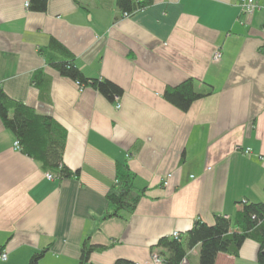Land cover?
<instances>
[{
	"label": "crops",
	"instance_id": "0c3cea01",
	"mask_svg": "<svg viewBox=\"0 0 264 264\" xmlns=\"http://www.w3.org/2000/svg\"><path fill=\"white\" fill-rule=\"evenodd\" d=\"M26 1L0 0V86L64 126L62 162L78 173L48 179L0 117V264H27L45 247L38 264H78L88 238L109 245L89 264H152L154 253L165 264L158 239L264 199V0L251 14L238 0H150L129 16L115 0H47L44 11ZM50 38L86 76L118 84L120 106L46 64L38 48ZM189 78L212 91L184 111L163 92ZM118 161L146 189L131 214L105 217ZM239 249L215 264H257L255 239ZM186 252L184 264H199V244Z\"/></svg>",
	"mask_w": 264,
	"mask_h": 264
},
{
	"label": "trees",
	"instance_id": "16d2710c",
	"mask_svg": "<svg viewBox=\"0 0 264 264\" xmlns=\"http://www.w3.org/2000/svg\"><path fill=\"white\" fill-rule=\"evenodd\" d=\"M47 0H29V8L33 11H44ZM120 12L134 14L144 9L150 0H115ZM40 54L61 75L73 79L79 86L91 87L99 91L108 101L114 102L115 97L123 94L122 88L106 78L88 77L80 70L73 53L59 40L50 38L46 47L38 48ZM46 81L45 72L37 69L31 77V83L42 86ZM196 79L189 78L179 84L166 87L163 97L180 110H188L192 102L211 93V86L198 91ZM0 117L6 128H10L15 138L20 142V148L28 156L39 160L44 170L60 177H68L78 173L72 171L62 162L63 146L66 139V129L52 116L38 114L31 106L10 98L0 86ZM115 181L109 186L106 200L109 210L105 217H120L123 212L131 214L141 200L145 187H137L135 175L124 161L115 165ZM240 209L234 219L224 215H215V221L207 224L197 219L187 232L178 236H165L157 240L154 247L165 250V264H181L187 254V249L199 244V264H215L218 253L225 252L237 255L243 241L247 238L258 242L256 256L257 264H264V199L262 201H240ZM109 245H97L89 238L81 243L78 264H89L90 253L95 250L107 249ZM3 251L0 246V255ZM46 247L34 252L27 264H38L45 254ZM114 264H138L126 258H117Z\"/></svg>",
	"mask_w": 264,
	"mask_h": 264
},
{
	"label": "built area",
	"instance_id": "2783aa9c",
	"mask_svg": "<svg viewBox=\"0 0 264 264\" xmlns=\"http://www.w3.org/2000/svg\"><path fill=\"white\" fill-rule=\"evenodd\" d=\"M238 5H239V7L240 8H242V10H244V11H246L247 13H249V14H251V13H253L254 12V10L257 8V6H258V4H257V0H238ZM24 6H27V7H29V1H26L25 3H24ZM124 15H126V16H129V15H131V14H129V13H126V12H124L123 13ZM214 54H213V56H212V58H213V60H215V61H218L220 58H221V53H220V51L219 50H215L214 52H213ZM114 101H116V106L117 107H119L120 106V101H119V98L118 97H115V100ZM14 147H15V149H20V142H19V140H16L15 142H14ZM249 149L247 148L246 149V153H249ZM46 177L48 178V179H53V177H54V173H51V172H46ZM171 174L170 173H167L165 176V178L163 179V182H162V184H164V185H166L167 183H168V179L171 177L170 176ZM180 233L178 232V231H176V232H174L173 234H172V236L173 237H176V236H178ZM6 256H7V254L4 252V250L2 251V253H1V255H0V259H6ZM152 264H160L163 260H162V258L159 256V254L158 253H154L153 255H152ZM184 259L181 261V264H184Z\"/></svg>",
	"mask_w": 264,
	"mask_h": 264
}]
</instances>
